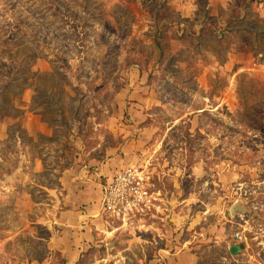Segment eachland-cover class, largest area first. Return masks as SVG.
<instances>
[{
    "label": "rangeland",
    "instance_id": "1",
    "mask_svg": "<svg viewBox=\"0 0 264 264\" xmlns=\"http://www.w3.org/2000/svg\"><path fill=\"white\" fill-rule=\"evenodd\" d=\"M27 115L50 135L28 138ZM142 128L192 202L175 203V224L164 202L146 229L109 224L73 264H173L186 251L264 264V0H0V264H67L41 225L62 207L60 173L106 149L137 168ZM24 154L44 164L32 181L15 179ZM235 233L244 252L229 256L220 235Z\"/></svg>",
    "mask_w": 264,
    "mask_h": 264
},
{
    "label": "crops",
    "instance_id": "2",
    "mask_svg": "<svg viewBox=\"0 0 264 264\" xmlns=\"http://www.w3.org/2000/svg\"><path fill=\"white\" fill-rule=\"evenodd\" d=\"M189 36L198 39L200 37L198 32L195 35L189 34ZM175 40L177 44H180L184 39L179 34V38ZM182 120V118H178L174 121L181 122ZM24 121V129L28 138L34 140L37 137H48L50 135L48 124L40 116L27 115ZM145 132L146 129L142 128L138 133L140 135H138L136 144L139 154L136 155V165L149 171L156 168L153 166H160V170L156 174L157 184H155L156 189L154 191L165 204L171 205V208H168L170 214L168 215V218L170 217L168 223L175 224L178 220L174 216H171V214H174L175 203L179 200V204H184V207H186L192 202V194L189 193L187 197L177 199V190L181 191L179 185H177L178 177L182 175L180 173L181 171L174 168L170 161L161 159V155H163L162 150L145 148ZM130 145L122 150L124 155H128L127 149ZM157 153L158 155H156ZM101 154L100 161H96L95 159L88 160L83 165L74 162V164L68 166V168L60 173L57 183L58 188L63 193L54 199L52 203L55 205L58 203L62 207L60 211L55 213L48 211L51 218L45 220L42 224L40 223L46 227L50 236L46 241L47 249L65 256L67 264H73L75 261L73 255L75 253L79 254L83 249L93 244L101 233L109 236L114 231L103 220L101 215L103 190L113 175L119 172V169L122 170L128 166L129 161L127 157L117 153V150L111 151L106 149ZM21 159L20 165L14 171L15 179H19L21 175H24L25 179L22 182L32 181L30 179V177L32 178V174L38 175L43 172L44 164L39 157L35 158L31 163L25 154ZM218 182L220 183V178H218ZM166 183L169 186L165 188ZM40 188L46 190L45 187ZM153 219H160L164 223L167 221V219L160 217ZM145 221L146 219L142 222V229L148 228ZM232 236L229 240L226 236L220 235V243L226 245L225 250L228 252L231 246L238 244L234 242ZM184 245L186 246L187 243H184ZM242 252H244V249L241 247L240 254ZM179 253L177 255L179 257L178 259H183L188 256L190 264H197V258L194 254L187 251L181 255ZM229 256L231 255L229 254ZM177 257L174 259L175 262L173 264H177Z\"/></svg>",
    "mask_w": 264,
    "mask_h": 264
},
{
    "label": "built area",
    "instance_id": "3",
    "mask_svg": "<svg viewBox=\"0 0 264 264\" xmlns=\"http://www.w3.org/2000/svg\"><path fill=\"white\" fill-rule=\"evenodd\" d=\"M155 189L154 179L145 168L129 167L115 173L103 190V220L127 230L150 215L156 216L163 210V201L155 194ZM232 239L238 243L242 237L235 233Z\"/></svg>",
    "mask_w": 264,
    "mask_h": 264
},
{
    "label": "water",
    "instance_id": "4",
    "mask_svg": "<svg viewBox=\"0 0 264 264\" xmlns=\"http://www.w3.org/2000/svg\"><path fill=\"white\" fill-rule=\"evenodd\" d=\"M230 215H233V211H230ZM241 246L240 245H234L229 248V254L231 256H235L240 253Z\"/></svg>",
    "mask_w": 264,
    "mask_h": 264
},
{
    "label": "trees",
    "instance_id": "5",
    "mask_svg": "<svg viewBox=\"0 0 264 264\" xmlns=\"http://www.w3.org/2000/svg\"><path fill=\"white\" fill-rule=\"evenodd\" d=\"M160 55H161V53H160ZM30 68H31V66H30ZM242 247V246H241ZM243 248V247H242ZM227 255H229V252L227 251Z\"/></svg>",
    "mask_w": 264,
    "mask_h": 264
}]
</instances>
